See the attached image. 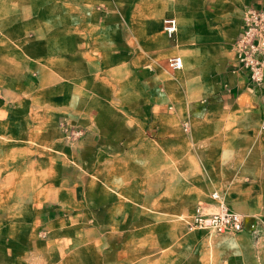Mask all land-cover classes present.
I'll return each mask as SVG.
<instances>
[{
    "label": "crops",
    "instance_id": "crops-1",
    "mask_svg": "<svg viewBox=\"0 0 264 264\" xmlns=\"http://www.w3.org/2000/svg\"><path fill=\"white\" fill-rule=\"evenodd\" d=\"M93 3L118 14L100 22L104 29H130L102 33L118 43L99 53L97 73L83 49H70V72L48 52L27 49L22 42L36 44L42 33L27 31L20 1L0 0V64L19 69L3 80L17 81L19 95L34 84L35 99L54 111L70 105V124L99 139L100 155L98 244H56L51 253L49 244H20L17 257L7 244L0 264H264V96L236 67L242 14L264 0ZM168 17L177 23L172 38L162 29ZM172 56L182 58L180 69L169 67ZM59 94L63 103L52 97ZM212 192L245 216L243 231L187 229L197 205L214 210Z\"/></svg>",
    "mask_w": 264,
    "mask_h": 264
},
{
    "label": "rangeland",
    "instance_id": "rangeland-1",
    "mask_svg": "<svg viewBox=\"0 0 264 264\" xmlns=\"http://www.w3.org/2000/svg\"><path fill=\"white\" fill-rule=\"evenodd\" d=\"M18 1L27 31L37 27L43 35L36 44L22 43L30 51L51 54L57 64L68 66L65 72H70V49H83L91 56L90 70L97 73V67L104 68L99 53L118 43L102 40V33L130 32L126 24L122 29L113 24L104 29L100 22L105 17L114 21L118 14L95 0L90 5L82 0ZM10 66L6 61L0 64V133L8 130L0 134V262L7 256V244H12L13 257L23 253L20 244H49V253L56 244H98L99 139L70 124V105H57L56 111L51 104L42 106L35 99L40 91H34V84L22 85L21 95L19 89L14 94L19 83L2 78L5 71L18 74V66ZM52 97L63 103L61 94ZM5 114L14 120L4 119ZM86 144L90 147L83 152ZM29 251L24 255L29 256Z\"/></svg>",
    "mask_w": 264,
    "mask_h": 264
},
{
    "label": "built area",
    "instance_id": "built-area-1",
    "mask_svg": "<svg viewBox=\"0 0 264 264\" xmlns=\"http://www.w3.org/2000/svg\"><path fill=\"white\" fill-rule=\"evenodd\" d=\"M162 29L172 38L177 29L175 18H164ZM236 67L245 72L248 85L264 96V8L248 7L242 14L240 33L237 38ZM171 69L182 67V58L172 56L168 59ZM172 108V107H170ZM214 210L209 211L199 204L193 213L184 218L188 230H204L214 234H235L245 229V216L232 210L218 192H212ZM257 218L250 225L254 229Z\"/></svg>",
    "mask_w": 264,
    "mask_h": 264
}]
</instances>
